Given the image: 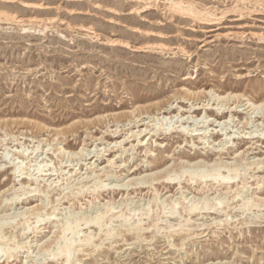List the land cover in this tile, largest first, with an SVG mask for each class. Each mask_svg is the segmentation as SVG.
I'll return each mask as SVG.
<instances>
[{
	"label": "rangeland",
	"instance_id": "obj_1",
	"mask_svg": "<svg viewBox=\"0 0 264 264\" xmlns=\"http://www.w3.org/2000/svg\"><path fill=\"white\" fill-rule=\"evenodd\" d=\"M181 1L206 7V22L181 19L170 0H0V249H18L0 264H61L54 253L77 231L95 239L68 264H264V169L252 164L264 159V110L207 94L264 101V0ZM157 162L168 182L123 186ZM235 174L229 191L220 179ZM218 200L224 214L186 215ZM187 219L192 238L162 229Z\"/></svg>",
	"mask_w": 264,
	"mask_h": 264
},
{
	"label": "bare ground",
	"instance_id": "obj_2",
	"mask_svg": "<svg viewBox=\"0 0 264 264\" xmlns=\"http://www.w3.org/2000/svg\"><path fill=\"white\" fill-rule=\"evenodd\" d=\"M137 1H139V0H137ZM6 2H8V1H6ZM200 6H203V5H200ZM23 7H25V8H30V9H35V10H42V9H45L44 7H43V5H41V4H39V5H36V4H30V5H28V4H23ZM170 7L172 8V11H174V13L175 14H177L178 16H180L181 17V19L183 18V19H186V18H188V17H191V18H195V19H197V20H205V22H206V19H204L202 16H203V14L205 15V14H209L206 10H207V8L205 7V8H202L201 7V9L199 10V9H196L195 8V6L192 4V3H185V1H181V0H170ZM46 8H48V7H46ZM1 9V8H0ZM3 9H4V7H3ZM2 10V9H1ZM6 10V9H5ZM48 10V9H47ZM8 11V10H7ZM43 12V11H42ZM114 12V11H113ZM1 13H3V12H1ZM0 13V14H1ZM5 13V12H4ZM34 13H35V11H34ZM4 15V14H3ZM15 15V14H14ZM5 16H6V14H5ZM8 14H7V18H6V20H8ZM11 16V15H10ZM13 16V15H12ZM11 16V18L13 19V21H15L16 20V18L13 16L12 17ZM17 17V16H16ZM205 17V16H204ZM18 20L20 21V19H19V17H18ZM17 20V21H18ZM208 20V19H207ZM13 21H11V22H13ZM53 22V21H52ZM84 30V29H83ZM137 30V29H136ZM139 31V30H138ZM150 36H152L153 38H163L162 37V35L163 34H160V32L159 33H150L149 34ZM108 41V40H107ZM108 42H110V43H115V41H111V40H109ZM118 45V48H127V49H129L130 51L129 52H133V53H141V52H147V51H160V50H162V48H164L163 46L164 45H162V44H145V45H143V46H129V44H117ZM117 45L116 44H107V47L108 46H110V47H117ZM114 51H119L118 49H113ZM186 92L187 93H192V92H189V90H186ZM204 92V91H203ZM199 93H202V91H197V92H195V94H199ZM210 94L212 97L214 96L215 97V100H218L219 101V103H221L220 101H223L222 102V106H226L227 105V102L228 101H234V99H243L244 101H245V105H247V107L248 108H250L251 110H255V109H263L264 110V101H261L260 103H257V102H253V101H251L249 98H245V96L244 95H240V94H233L232 92H227V93H222V94H217V93H215V91H209V92H207V94ZM233 99V100H232ZM159 103V102H158ZM158 103H156V104H152L154 107H155V109H157V110H160L162 107L160 106L159 107V104ZM229 104V103H228ZM230 105V104H229ZM151 106V105H150ZM228 106V105H227ZM138 106H136V108H134L131 112H130V114H134L135 113V111H140V110H142L141 108L143 107H141L140 108V110H139V108H137ZM226 108V107H225ZM228 110H229V107H228ZM93 111V110H92ZM97 110L95 109L94 110V112H96ZM105 111V110H104ZM137 111V112H138ZM149 111V110H148ZM229 112V111H228ZM157 113V112H156ZM127 114H129V113H127ZM119 115V114H118ZM98 116V115H97ZM96 116V117H97ZM111 116H113V114L111 115ZM115 117H116V115H114ZM120 116V115H119ZM131 116V115H130ZM98 117H100V116H98ZM104 117H106V115L105 116H102V118H104ZM112 118V117H111ZM99 119H101V118H93L92 120H90L89 122H91V121H98ZM105 119H107V117L105 118ZM205 133V132H204ZM203 133V134H204ZM114 134V133H113ZM139 134H141V132H139V133H137L135 136L137 137ZM116 143V142H115ZM138 143H140V141L138 142ZM220 143H221V145L222 146H224V145H226V141H224V142H222V141H220ZM121 147V146H120ZM123 148V147H122ZM133 149V148H132ZM213 153L218 157V158H216L215 160H213L214 161V163L218 166V162H219V164H220V157H221V155H222V153H221V151H213ZM235 154H238V155H236L235 156V158L236 157H239L240 155H242V154H244V151L243 152H237V153H235ZM190 158V157H189ZM235 158H233L232 159V162H229V163H227L226 165H225V167L223 166V168H226L227 169V171L229 172V171H236V167H237V165L235 164V162H236V159ZM178 159H175L174 160V164L173 165H176L175 164V162L177 161ZM193 160H194V158L192 159V157H191V159H188V160H186V162H185V164L186 165H188L189 164V162H193ZM197 160V159H196ZM196 160H194V163H192L193 165H195V164H197V163H200L201 162V164H202V162H204L203 160L201 161H199L198 160V162H195ZM218 160V161H217ZM115 162V161H114ZM114 162H111V161H108V166L109 167H114L115 166V164L116 163H114ZM253 163V165H254V168L255 169H264V159L262 160V161H260V160H257V161H252ZM147 163V162H146ZM178 163H181V162H178ZM206 163V162H205ZM222 163V162H221ZM183 164H184V161H183ZM207 164H208V162H207ZM252 164H249L250 166L252 165ZM107 165V164H106ZM158 165H159V163L157 162L156 164H155V166H153V167H150V169H149V174H146V173H148L147 172V170H146V173H145V175H143V177H139V179L138 178H136L135 176V178H129L128 177V179H127V181H125L124 182V185L123 186H128V185H130V184H141L142 182L143 183H150V185L154 182V181H161V180H165V181H169L170 180V177L168 176V174H169V168L168 167H166V168H164V169H161L160 167H158ZM191 165V164H190ZM198 165V164H197ZM197 165H195V166H197ZM216 165H214V166H216ZM224 165V164H223ZM117 166L118 165H116L115 167L117 168ZM120 166V165H119ZM118 166V167H119ZM135 166H137V165H135ZM176 166H178V165H176ZM198 166H201V165H198ZM220 166V165H219ZM182 167H185L184 165H182ZM188 167V166H187ZM108 168V167H107ZM160 168V169H159ZM186 168V167H185ZM103 170V169H102ZM110 170V169H109ZM101 172H106L105 171V169L103 170V171H101ZM107 173V172H106ZM186 173H188L186 170H181V172H180V174L178 173V176H179V180H180V178L184 175V174H186ZM93 176H95V175H93ZM185 176V175H184ZM192 176V175H191ZM199 176V175H198ZM213 176V175H212ZM211 176V177H212ZM246 176H247V174H246ZM253 176H254V174L251 176V178H253ZM97 177V176H96ZM206 177H207V175H203V174H201L198 178H200V179H206ZM238 176H236V174L232 177H228L227 175L226 176H223V177H221L222 179H220V180H223V181H225L224 179H229V180H232L233 178H237ZM95 178V177H94ZM213 178V177H212ZM98 179V178H97ZM191 179H193V178H191ZM213 179H215V178H213ZM83 180V179H82ZM85 180V179H84ZM94 180V179H93ZM217 180V179H216ZM245 180V179H244ZM244 180L242 181V185L244 186V184H245V182H244ZM95 181H97V180H95ZM81 182V181H80ZM84 182V181H83ZM224 183V182H223ZM264 183V178H262L261 179V181H257V187H260L262 184ZM126 184V185H125ZM82 185V184H81ZM80 185V186H81ZM229 185V183L228 182H226L225 181V186H227L228 188H229V191H231L230 189H232L231 187H229L228 186ZM246 185V184H245ZM82 187V186H81ZM246 187V186H245ZM154 188V187H153ZM36 189V188H35ZM34 188H33V190H35ZM155 190V189H154ZM156 191V190H155ZM30 193H33V191L32 192H30ZM214 198V197H213ZM214 200H216V199H214ZM240 200H242V199H240ZM175 204H177V203H175ZM256 204H259V202L258 203H256ZM222 205H224V203L223 202H221V201H216L215 202V204L214 205H209V204H204L202 207H200V206H198V204L196 203V204H193V205H191V206H189L185 211H186V215H191V214H199L200 215V211L202 212V211H204V212H207V213H210V212H215L216 214L218 213V214H220V213H223L224 212V210H225V208L227 207V205L226 206H222ZM176 206V205H175ZM258 206V205H257ZM248 207V205H247V202L246 201H244V199L241 201V204H239L238 205V207H236V209L238 208L239 210H245L246 208ZM39 208V207H38ZM171 208H175L174 207V205H173V207H171ZM170 208V209H171ZM172 210V209H171ZM175 210V209H174ZM172 212H173V210H172ZM171 212V213H172ZM107 213V212H106ZM106 213H102V214H105L106 215ZM101 214V213H100ZM102 214H101V216H102ZM224 214V213H223ZM173 215V214H172ZM174 215H176V214H174ZM173 215V216H174ZM97 216V215H96ZM100 215H98L96 218H95V216L93 217L94 219H91L92 220V224H94L95 226H97L99 229H101V219H102V217L104 216H102V217H99ZM122 216L123 215H121V219H123L122 218ZM105 217V216H104ZM103 217V218H104ZM227 217V216H226ZM117 218H120V217H117ZM126 219V218H125ZM221 219V218H220ZM228 219V218H227ZM89 220L90 219H88L87 221L89 222ZM127 220V219H126ZM126 220H125V223H126ZM175 220V219H174ZM86 221V220H85ZM121 221H123V220H121ZM128 221V220H127ZM164 221V220H163ZM222 221V219L221 220H217V221H215V223L216 222H221ZM39 222V221H38ZM87 222V223H88ZM103 222V221H102ZM226 222H227V220H226ZM255 223L254 221H250L249 223ZM85 223V222H84ZM86 223V224H87ZM121 223V222H120ZM124 223V224H125ZM178 223V222H177ZM176 223V224H177ZM228 223V222H227ZM173 224V223H172ZM171 225L170 223H169V225H168V222H167V224H165V225H167L165 228H162L163 230L165 229V230H167V231H171V232H174L175 234H177V235H180L179 233H182L181 235H180V238L179 239H185V238H188V237H191V236H193L194 235V233L193 232H191V230L190 229H187V227H191V226H193V223L191 224L190 223V220L189 219H187L186 221H185V223H183V224H180V223H178V225ZM201 224V223H200ZM78 225H79V223H78ZM103 225V224H102ZM123 225V224H122ZM202 225V224H201ZM201 225H197L196 224V228L197 227H200ZM69 226V229H70V231L73 233V232H75L74 230H73V228H71V226L70 225H68ZM76 226V225H75ZM123 226H125V225H123ZM195 226V225H194ZM202 226H204V224L202 225ZM79 227V226H78ZM158 227V226H157ZM68 227H66L65 228V230L67 229ZM128 228H130V227H128ZM144 228V227H143ZM143 228L141 229V228H138V227H136L135 229H133V227H131V229H133V230H129L128 229V232H131V233H133V234H135V235H138L137 237H138V239H140L141 237V235H139V232H142L143 231ZM148 228V227H147ZM69 229H68V231H69ZM77 229V228H76ZM79 229V228H78ZM97 229V228H96ZM109 229V228H108ZM110 229H112V228H110ZM149 229H150V227H149ZM148 229V230H149ZM127 230V229H126ZM81 231V230H80ZM102 231V230H101ZM107 231V230H106ZM114 231V229L110 232V231H107L106 233H105V236L107 235V237H105V238H111V237H113V236H116V234L114 235V232H117L118 230H116L115 229V231ZM144 231H146V228H145V230ZM66 232V231H65ZM65 232L63 231V234H65ZM70 232V233H71ZM67 233V232H66ZM131 233H127V234H131ZM74 234L75 235H77L78 237H79V235H78V231H77V233L75 232V233H73V234H70L71 235V238L74 236ZM82 234V233H81ZM80 234V235H81ZM89 234V233H88ZM141 234V233H140ZM167 234V233H166ZM1 235H2V232H1ZM1 235H0V241H1V239H2V237H1ZM4 235V234H3ZM2 235V236H3ZM73 235V236H72ZM84 235H85V233H84ZM90 236H92L91 234H89ZM89 235H85L84 236V239H82L81 241L80 240H78V237H74V238H77V243L74 245V241H73V239L72 240H69L67 243H65V241L63 242V243H65L64 244V246L61 248V247H59V250L60 251H58V253H54L55 254V257H64L63 259H64V261L63 262H61V264H68L69 262H70V257L72 256V255H75L74 253H76L77 254V252H80L81 251V248H83L84 246H87V244L90 242L91 243V241L92 240H94L93 239V237H90ZM94 235V234H93ZM122 235V234H121ZM197 235V234H196ZM83 236V235H82ZM81 236V237H82ZM118 237V236H117ZM116 237V238H117ZM140 237V238H139ZM194 237V236H193ZM3 238H5V237H3ZM135 238V237H134ZM172 238V237H171ZM192 238V237H191ZM70 239V238H69ZM136 239V238H135ZM137 239V240H138ZM100 240H102V238L100 239ZM104 240V239H103ZM110 241V240H109ZM139 241V240H138ZM181 241V240H180ZM186 241V240H185ZM4 242V241H3ZM103 242V241H102ZM6 244V243H5ZM17 244V243H16ZM15 244V245H16ZM94 244V243H93ZM183 244V243H182ZM181 244V245H182ZM18 246L17 247H19V245H20V243L19 244H17ZM22 245V244H21ZM97 246H100V245H98V244H96ZM95 245V246H96ZM96 246V247H97ZM9 247V246H8ZM15 246H13V248H14ZM21 247V246H20ZM90 247V246H89ZM93 247V246H92ZM95 247V248H96ZM16 248V247H15ZM86 248V247H85ZM6 249H8L7 248V246H6ZM11 249H12V247H11ZM58 249V248H57ZM84 249V248H83ZM100 249V248H99ZM14 250H16V249H14ZM20 250V249H19ZM91 251V250H90ZM89 251V252H90ZM2 252H4L3 254H6L7 255V257H6V259L8 260V259H10L11 257H12V254H11V252H12V250H10L9 251V249H8V251L6 250V252H5V249L4 250H2V249H0V259H2V257H3V254H2ZM16 252H18V249L16 250V251H13L12 253H16ZM94 252V251H93ZM87 253V252H86ZM2 254V255H1ZM92 254V253H91ZM53 255V254H52ZM51 255V256H52ZM89 256V255H88ZM5 257V256H4ZM54 257V258H55ZM53 259V258H52ZM58 259V258H57ZM61 259V258H60ZM81 262V261H80ZM220 262V261H219ZM71 264V263H70ZM78 264V263H77ZM80 264V263H79ZM212 264V263H211Z\"/></svg>",
	"mask_w": 264,
	"mask_h": 264
}]
</instances>
